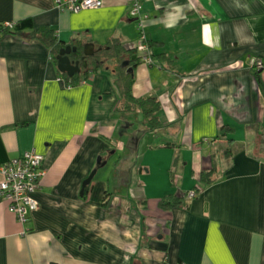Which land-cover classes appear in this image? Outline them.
Segmentation results:
<instances>
[{"label":"crops","instance_id":"1","mask_svg":"<svg viewBox=\"0 0 264 264\" xmlns=\"http://www.w3.org/2000/svg\"><path fill=\"white\" fill-rule=\"evenodd\" d=\"M102 2L76 13L0 0V21L31 19L66 44L94 42L95 55L134 49L133 94L158 98L163 125L116 109L112 59L71 84L31 28L0 36V168L44 155L28 221L0 196V264H264V68L260 81L250 66L264 60V0ZM111 150L107 178L80 194ZM163 197L185 204L164 209Z\"/></svg>","mask_w":264,"mask_h":264},{"label":"trees","instance_id":"2","mask_svg":"<svg viewBox=\"0 0 264 264\" xmlns=\"http://www.w3.org/2000/svg\"><path fill=\"white\" fill-rule=\"evenodd\" d=\"M31 28V34L34 37H37L42 42H44L46 45H48L51 49L52 58L54 59L56 63V55L59 51V49L66 45L65 42L58 39V37L55 35L54 30L49 26H43L39 27L37 29H32L33 24L31 19H24L21 21L11 22V25H7V22L0 21V36L4 35H10V34H21L25 31V29ZM80 41L78 39H73L71 41V45H75L78 47V53H74L76 58H81L83 54V44L79 43ZM134 49H124L121 45H118L115 47V52L111 54L106 55H99L96 54L93 57H86L87 60V66L83 67L80 73H76L73 76H68L66 74H62L64 76V79L71 84H77L83 80H86L90 77L92 73L95 72L97 68V63L100 65H106L107 61L109 59H112V65L111 69L114 72L115 75V84L119 89L120 98L119 102L117 104L116 109L122 112H132L136 110H141L145 117H146V125L149 128V130L158 128L163 125V121L160 119V116L158 115L159 109H160V101L157 97H138L133 94L132 86L134 83V76L132 72H126L127 67H121L120 64L124 60H129V65L133 61L129 55L130 53L134 52ZM160 56H165L164 54ZM130 58V59H129ZM261 59V58H260ZM263 66L261 68H256V66H251V68L256 73L257 77L261 81V69L264 68V60ZM227 126L222 128V134L226 133ZM214 168H210L209 170H206L203 172V181L205 183H208L212 181V178L210 177ZM195 193H197L200 189L198 188V185L195 187ZM188 191H186V194ZM109 193L104 194V200L107 199ZM196 195V194H195ZM106 202V201H104ZM105 204V203H104ZM185 201L184 198L179 197H163L160 200V207L164 209L173 208L175 206L184 205Z\"/></svg>","mask_w":264,"mask_h":264},{"label":"built area","instance_id":"3","mask_svg":"<svg viewBox=\"0 0 264 264\" xmlns=\"http://www.w3.org/2000/svg\"><path fill=\"white\" fill-rule=\"evenodd\" d=\"M55 3L60 10L76 13L84 9L100 8L104 5L102 0H55ZM139 13L140 4L134 2L130 15L137 17ZM7 25H11V22H7ZM147 47L144 40L138 49H147ZM142 59L145 62L152 61L149 53L145 54ZM250 65L261 68L263 61L260 58H254ZM43 160V154L29 150L9 159L0 168L3 176L0 181V196L8 202L9 210L15 213L22 223L28 221L30 213L37 208L35 193L40 186L41 177L44 175ZM195 194L191 190L189 196L194 197Z\"/></svg>","mask_w":264,"mask_h":264},{"label":"water","instance_id":"4","mask_svg":"<svg viewBox=\"0 0 264 264\" xmlns=\"http://www.w3.org/2000/svg\"><path fill=\"white\" fill-rule=\"evenodd\" d=\"M71 53H78V47L73 46L71 44H66L62 46L57 55H56V66L58 70L68 76H73L76 73L81 72V65L83 67L87 66V60L86 57L94 56L96 53V48L94 42H86L83 44V54L81 58L74 60L71 58ZM72 55V54H71ZM121 67H127V72H132L133 67L129 65L128 60H124L121 64ZM100 157L98 158V164L100 163ZM102 165V164H101ZM97 172V169L92 170V172L88 175V177L83 181L82 183V189L80 191V194L84 193V190L87 186H90L95 174ZM178 195V194H177ZM180 196L183 197V194Z\"/></svg>","mask_w":264,"mask_h":264},{"label":"rangeland","instance_id":"5","mask_svg":"<svg viewBox=\"0 0 264 264\" xmlns=\"http://www.w3.org/2000/svg\"><path fill=\"white\" fill-rule=\"evenodd\" d=\"M133 148V147H132ZM115 154L116 153H113V150H111V152H109L107 155H105L104 157H103V155H98V157L96 158V160H95V164H97L96 165V167L94 168V169H97V172H96V174H95V176H94V178H93V180H95V179H104V178H107L106 176L107 175H103L102 176V171H104L106 168L105 167H108V168H112L113 169V164L116 162V161H114L115 159H116V157L117 156H115ZM119 154H122L121 152H119L118 151V154L117 155H119ZM128 154V152H126V153H124V155H127ZM123 155V156H124ZM99 156H101L100 158H108L109 157V161L107 162V164L106 165H103L102 167L97 163L98 162V158H99ZM124 160H126V158H123V162H124ZM134 160V159H133ZM104 161V160H103ZM132 163H133V161H131ZM104 168V169H103ZM94 169H92V170H94ZM99 169V170H98ZM110 171V170H109ZM92 172V171H91ZM90 172V173H91ZM111 177V176H110ZM194 192H195V189L193 190ZM190 192H191V190L190 191H188V193H187V196H188V198H192V197H190L189 196V194H190Z\"/></svg>","mask_w":264,"mask_h":264},{"label":"flooded vegetation","instance_id":"6","mask_svg":"<svg viewBox=\"0 0 264 264\" xmlns=\"http://www.w3.org/2000/svg\"><path fill=\"white\" fill-rule=\"evenodd\" d=\"M71 54H72V55H71ZM71 54H70V56H71L72 59H74V60L79 59V58H76V56L74 55V53H71ZM82 68H83V66L81 65V70H82Z\"/></svg>","mask_w":264,"mask_h":264}]
</instances>
